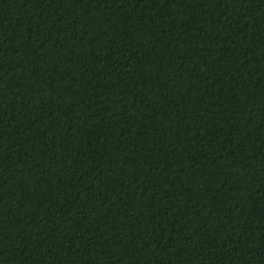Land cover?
Returning a JSON list of instances; mask_svg holds the SVG:
<instances>
[{
	"label": "trees",
	"instance_id": "obj_1",
	"mask_svg": "<svg viewBox=\"0 0 264 264\" xmlns=\"http://www.w3.org/2000/svg\"><path fill=\"white\" fill-rule=\"evenodd\" d=\"M0 264H264V0H0Z\"/></svg>",
	"mask_w": 264,
	"mask_h": 264
}]
</instances>
